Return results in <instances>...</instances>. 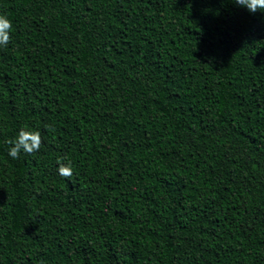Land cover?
I'll list each match as a JSON object with an SVG mask.
<instances>
[{
    "label": "trees",
    "instance_id": "obj_1",
    "mask_svg": "<svg viewBox=\"0 0 264 264\" xmlns=\"http://www.w3.org/2000/svg\"><path fill=\"white\" fill-rule=\"evenodd\" d=\"M0 15V264H264V9L0 0ZM21 131L42 143L13 159Z\"/></svg>",
    "mask_w": 264,
    "mask_h": 264
},
{
    "label": "clouds",
    "instance_id": "obj_2",
    "mask_svg": "<svg viewBox=\"0 0 264 264\" xmlns=\"http://www.w3.org/2000/svg\"><path fill=\"white\" fill-rule=\"evenodd\" d=\"M233 2L241 7H246L250 13H256L258 10L264 9V0H233ZM11 28V21H9L5 16L0 15V45H7L9 42V32ZM9 143L14 145L10 147L9 155L13 159H16L19 157L21 151L26 154H33L39 151L42 140L38 131H21L16 140L10 141ZM58 172L65 178H69L73 174L71 167L64 164L60 165Z\"/></svg>",
    "mask_w": 264,
    "mask_h": 264
}]
</instances>
